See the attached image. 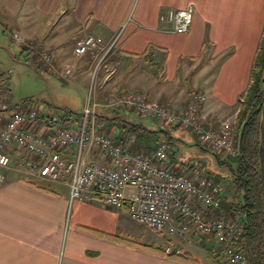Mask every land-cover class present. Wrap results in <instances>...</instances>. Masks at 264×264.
Segmentation results:
<instances>
[{
  "label": "crops",
  "instance_id": "obj_1",
  "mask_svg": "<svg viewBox=\"0 0 264 264\" xmlns=\"http://www.w3.org/2000/svg\"><path fill=\"white\" fill-rule=\"evenodd\" d=\"M189 6L195 9L190 31L167 32L160 14ZM0 19L16 20L13 30L38 50L50 52L58 67H72L81 77H88L96 62L75 54L77 39L94 35L107 45L120 34L99 77L106 101L114 94L141 93L178 110L194 93H203L207 100L201 116L215 130L238 118L264 38V0H0ZM115 109L116 116L128 121L137 115ZM5 117L0 113V124ZM170 132L184 142L197 138L182 128ZM12 153L16 161L24 156L15 148ZM172 166L186 170L173 160ZM2 173L0 264H188L136 245L164 248L169 243L181 246L198 264H228L217 252H191L194 243L206 247L199 237L191 242L166 237L162 245L143 241L127 207L99 200L71 202L65 184L45 186L12 171Z\"/></svg>",
  "mask_w": 264,
  "mask_h": 264
},
{
  "label": "built area",
  "instance_id": "obj_2",
  "mask_svg": "<svg viewBox=\"0 0 264 264\" xmlns=\"http://www.w3.org/2000/svg\"><path fill=\"white\" fill-rule=\"evenodd\" d=\"M194 12L193 6L169 8L160 14V21L167 32L185 34L191 29ZM11 35L16 43L35 52L51 73L63 79L75 75L72 67H58L50 52L38 50L19 31L13 30ZM119 36L107 45L94 35L80 37L74 52L79 57L90 56L97 71ZM206 100L205 94L194 93L187 106L171 110L141 93L117 94L103 105L89 102L76 119L50 109H14L0 124V181L5 179L2 172L12 171L31 182L65 184L71 202L99 200L105 206L127 207L134 223L171 241L209 238L215 243L214 251L228 264H247L246 255L234 246L244 227L243 218L225 211L223 179L202 173L199 167L191 171L173 168L170 142L160 141L148 153L133 151L97 123L98 107L126 108L152 118L162 130L180 127L197 136L203 146L236 157L239 147L232 123L223 122L217 130L204 123L201 106ZM9 108L0 103L1 110ZM38 122L47 124L42 133L30 127ZM13 148L24 156L16 161ZM164 251L166 255L183 254V248L172 243Z\"/></svg>",
  "mask_w": 264,
  "mask_h": 264
},
{
  "label": "rangeland",
  "instance_id": "obj_3",
  "mask_svg": "<svg viewBox=\"0 0 264 264\" xmlns=\"http://www.w3.org/2000/svg\"><path fill=\"white\" fill-rule=\"evenodd\" d=\"M15 27H18L16 20L0 19V72L7 73L10 78L12 96V100L10 101L13 102V105L16 104L17 107L22 106L25 109L32 108L38 111L54 108L61 111L64 115L72 113L76 119L82 115L84 107L89 102L95 101L100 105L107 102L105 94L100 93L104 86V83H100L99 78L104 70L101 69L102 65L97 71L94 68L88 77H81L78 73L73 78L62 79L51 73L35 54L30 56L29 62L25 61L27 53H23L24 47L12 39L11 32ZM3 96L0 93V101H3ZM117 111H104L101 107L97 109L98 113L110 116H116ZM131 119L133 122L143 124L150 129H159L160 127L150 117L144 118L137 114L132 115ZM237 121L238 118L234 122L230 120L235 132ZM110 130L116 132L117 135L120 134V130L116 127ZM191 138L192 141L187 142L183 141V136L180 139L174 138L172 140V145L174 146L172 160L176 164V167H184L188 171H190V166L199 167L202 173L223 179L226 188L221 194V199L224 209L228 211V214H231L230 208L232 207V200L235 199V188L231 181L229 169L222 166L221 163L222 160H230V158L221 151L213 150L208 146H202L200 140L197 139L198 137ZM163 140L165 139L149 135L138 138L135 144L150 151L156 148L159 141ZM37 183L48 186L43 181H38ZM134 224L136 232H139L143 241H155L157 245L167 243V238L164 235H160L154 230H150L136 223ZM202 239L206 247H203L204 245L197 246V243H194L193 248L190 247L189 249L191 252H194L193 249H196L195 254H211L209 249L215 246V243L209 238Z\"/></svg>",
  "mask_w": 264,
  "mask_h": 264
},
{
  "label": "trees",
  "instance_id": "obj_4",
  "mask_svg": "<svg viewBox=\"0 0 264 264\" xmlns=\"http://www.w3.org/2000/svg\"><path fill=\"white\" fill-rule=\"evenodd\" d=\"M24 47L23 53H27L26 62L30 61L32 54L37 55L28 47ZM38 56V55H37ZM39 58V57H38ZM264 38L262 41L260 52L255 62L253 72V83L248 90L247 96L242 103V108L238 115L236 125L235 140L239 146V155L236 158L222 160V166L229 169L231 181L234 185L235 199L232 200L231 214L242 215L244 227L241 235L235 243V247L242 251L247 257V264H264V134L262 129V104L264 98ZM0 93L4 96V102L10 106L7 110H1V114L9 116V113L14 109L23 108L13 105L11 96V82L8 74L0 72ZM116 94L112 95L110 102ZM104 111H115V108H104ZM25 109V108H24ZM52 111H59L54 108H49ZM100 109V108H99ZM61 112V111H60ZM72 116V113L68 114ZM97 123L106 133H113L115 140L124 145L125 148L133 151L148 153L146 149L136 146L135 141L144 136H159L172 144L174 139L171 136L172 129H180V127H171L165 130L153 131L143 124L125 120L120 116H110L106 114H97ZM47 124L44 122L33 123L30 127L36 133L45 131ZM116 127L120 130V134L112 132L110 129ZM160 142V141H159ZM158 142V143H159ZM34 184V183H32ZM38 186V184H34ZM224 207V205H223ZM229 209V210H230ZM113 240L120 242H128L120 237ZM138 248L165 254L164 248L158 246H148L145 244H136ZM212 254H215L214 248L209 249ZM217 254V253H216ZM170 258L181 260L188 264H198L189 253L183 252L181 255H167Z\"/></svg>",
  "mask_w": 264,
  "mask_h": 264
},
{
  "label": "water",
  "instance_id": "obj_5",
  "mask_svg": "<svg viewBox=\"0 0 264 264\" xmlns=\"http://www.w3.org/2000/svg\"><path fill=\"white\" fill-rule=\"evenodd\" d=\"M262 129L264 134V98H263V104H262Z\"/></svg>",
  "mask_w": 264,
  "mask_h": 264
}]
</instances>
